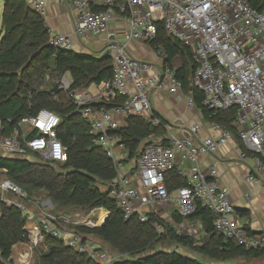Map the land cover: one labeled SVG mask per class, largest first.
<instances>
[{
	"label": "built area",
	"instance_id": "1",
	"mask_svg": "<svg viewBox=\"0 0 264 264\" xmlns=\"http://www.w3.org/2000/svg\"><path fill=\"white\" fill-rule=\"evenodd\" d=\"M61 2L73 7L76 15L73 31L77 37L107 34L110 22L120 18L126 24V43H151L157 38L158 26H162L168 37L186 47L195 65L191 82L202 94L201 103L209 110V119L233 107L236 109L233 126L243 147L239 149L238 158L250 161L245 181L252 185L264 184V11L252 8L249 0ZM27 5L40 18L46 16L47 0H27ZM50 44L63 51L73 50L69 36H50ZM156 49L164 57L162 48ZM104 50L111 59L112 78L102 84V89L109 94L110 102L123 98L121 104L111 108L93 107L88 95L70 91L69 74L61 78L59 89L78 107L81 118L90 125L91 134L96 137L95 144L114 164L117 177L106 184L105 192L121 209L124 220L136 216L145 223L149 214L164 205H170L179 216L186 218L201 206L214 216L215 231L227 240L236 242L245 251L264 250V234L250 232L238 223L229 190L217 177L216 170L211 168L209 173H204L200 168L204 156L216 154L219 148L234 140L232 132L220 124H210L216 137L200 136L202 128L199 124L182 128L183 136H171L168 145L151 137L142 143L133 172L121 174L122 161L128 159V151L117 133L121 125L116 117L124 120L139 117L155 127L161 126V118L153 111L150 95L157 90L178 95L182 81L174 68L165 67L160 73L149 74L152 64L131 57L126 44L110 41ZM187 104L195 106L191 94ZM59 123L55 113L42 109L21 119L10 135L1 134L0 127V155L22 158L36 153L51 163H65L66 149L57 139ZM32 132L35 135L29 138ZM171 172H175L182 185L169 192L165 177ZM8 194L23 200L27 198L7 179L5 170L0 169V202L18 208L26 223L36 222L26 233L29 251L40 246L44 235H48L95 264H112L124 258L122 255L110 256L95 248L91 239L61 228V221L69 223L65 218L36 217L24 205L10 204ZM144 207L150 209L147 215L142 213ZM98 210L92 209L89 214L97 217ZM80 223L96 227L90 219H81ZM155 229L159 231L162 227L155 224ZM30 257V254L24 255L20 263L0 257V264H29Z\"/></svg>",
	"mask_w": 264,
	"mask_h": 264
},
{
	"label": "trees",
	"instance_id": "2",
	"mask_svg": "<svg viewBox=\"0 0 264 264\" xmlns=\"http://www.w3.org/2000/svg\"><path fill=\"white\" fill-rule=\"evenodd\" d=\"M0 2L3 3L0 27L1 134L14 133L21 119L47 109L60 119L57 139L67 153V161L62 164H41L28 159V155L36 153L22 158L0 156V169L5 170L7 179L26 194L25 202L42 191L51 202L63 209L76 207L90 211L97 208L108 212L109 216L101 226H74L73 229L87 239H101L111 250L124 256L112 264H203L175 251H153L157 243L167 238L213 262L264 257V250L245 251L236 242L217 233L213 227L214 216L201 206H197L196 211L186 218L176 212L173 214L177 224L195 219L202 222L209 240L200 245L190 236L178 234L172 226L163 224L153 213L148 215L145 223L136 216L124 220L121 209L105 191L99 189V185L109 184L116 179L114 164L95 144L96 137L91 134L90 125L81 118L78 107L59 89V81L65 74L71 77L70 91L109 81L112 78L110 57L103 55L93 58L56 49L50 44L44 19L30 11L27 0ZM249 4L258 11H264V0H249ZM148 44L154 51L156 47L162 48L165 67L172 68L171 61L175 55L183 57V67L176 70V75L181 79L183 70L186 71L182 78V89L193 96L196 108L208 119L210 112L201 103L202 94L191 82L195 68L191 52L168 37L162 26H158L156 40ZM122 102L123 98L118 97L104 106L111 108ZM235 115L236 109L233 107L209 120L231 131L234 140L243 149L233 126ZM160 120L161 126L155 127L139 117L126 119V127L117 132L128 151L125 161L135 160L139 156L143 142L165 134L166 121ZM34 135L32 132L28 137ZM161 143L168 145V140ZM165 182L169 192L182 185L175 172L167 174ZM25 224L26 218L18 208L0 202L1 258L11 260L13 246L28 242ZM155 224L166 231L164 236L157 233ZM43 241L48 250L40 256L38 264H95L85 255L65 247L56 238L44 235Z\"/></svg>",
	"mask_w": 264,
	"mask_h": 264
},
{
	"label": "crops",
	"instance_id": "3",
	"mask_svg": "<svg viewBox=\"0 0 264 264\" xmlns=\"http://www.w3.org/2000/svg\"><path fill=\"white\" fill-rule=\"evenodd\" d=\"M75 16L73 7L70 4L62 3L61 0H47V12L43 19L50 36L65 35L71 37L72 51L74 53L100 58L106 55L104 49L107 44L110 41H114L119 44H126V51L131 57L152 64L153 68L149 74L160 73L165 68L163 55L154 51L148 43L136 41L125 42L124 33L126 31V24L122 19L114 18L109 24L107 34L99 36L89 35L86 38H80L74 35L73 31ZM183 63V57L178 54L173 57L171 66L177 70L183 67ZM184 74L186 75L185 70L181 74V81ZM102 84H91L86 88H79L75 91L88 95L90 97V105L93 107L108 105L111 99L109 98V94L102 89ZM189 95L190 93L184 89L178 95H172L167 90H157L150 95L154 113L166 121L165 134L158 135L156 137L157 139L168 140L171 137L170 134L177 138L182 137L183 129H187L193 124H199L201 126L202 131L200 136L216 137L215 132L211 129L210 120L205 118L196 106H188L187 98ZM116 120L120 122V129L126 127V120L121 117H116ZM239 149L238 141L232 140L227 145L219 148L216 154L204 156L200 160V168L204 173H209L211 168L216 170L217 177L229 190L230 202L234 207L238 223L253 233L264 234V184L252 185L245 181L248 172L247 169L250 167V161H241L238 158ZM134 167V160L122 161L121 174H131ZM102 211L98 212L97 216L100 214H108ZM174 212L175 209L170 205L158 207L153 211L156 217L165 220L175 230L180 225L195 223L201 239L197 245L206 243L209 240V236L205 233L200 220H184L177 224L173 220ZM26 225L24 230L28 234V230L33 228L36 222H29ZM26 245V243H19L13 246L11 253L13 263L22 262L23 256L30 254ZM23 247L27 248V250H23ZM214 264H264V257H240L226 262H214Z\"/></svg>",
	"mask_w": 264,
	"mask_h": 264
},
{
	"label": "rangeland",
	"instance_id": "4",
	"mask_svg": "<svg viewBox=\"0 0 264 264\" xmlns=\"http://www.w3.org/2000/svg\"><path fill=\"white\" fill-rule=\"evenodd\" d=\"M2 7H3V3L0 2V27H1V11H2ZM209 119V118H208ZM211 123V122H210ZM170 136H172L170 134ZM168 135V137H170ZM157 137V136H155ZM1 156V155H0ZM28 159L36 162V163H46L49 161H46L40 154H30L28 155ZM127 162V161H124ZM51 163V162H49ZM51 164H55V163H51ZM106 188V184H102L99 185V189L104 192ZM7 200L10 204H19L21 206H25L31 213L35 214L36 217H39L40 215L42 216H48V215H52L56 218H65L66 221H69V223L61 221L60 223V227L65 229V230H74V226H83L80 222L81 219H90L92 220L93 224L95 226H100L103 224L104 220L106 218H108L109 213L106 212L103 209H99L98 212H100L101 210H103L102 212H106L108 214L103 215L100 214V217H93L89 214L88 210H82L76 207H70V208H61L59 205L54 204L53 202H51L50 199H48L45 195V193H43L42 191L40 193H37L36 196H34L32 198V200L30 199L28 202L24 201L23 198H17L15 196H12L10 194L7 195ZM48 200H50L51 203H48ZM97 212V214H98ZM142 213L144 215H147L148 213H150V209L144 207L142 208ZM77 216H79L80 218H77ZM104 217V219H103ZM99 218V220H98ZM79 219V220H78ZM102 219V221H100ZM163 224L165 225H170L169 223H167L165 220H162ZM75 222V224L73 225V223ZM25 226H27L25 224ZM171 226V225H170ZM25 228V227H24ZM175 230V229H174ZM178 234L181 235H188L190 236L192 239H194V242L197 244L201 241L200 239V234L198 232V227L196 226V224H184V225H180L177 227V230H175ZM157 233L161 236H164L166 234V231L162 228V230L157 231ZM92 244L94 245L95 248L106 252L108 255L110 256H118L120 255L117 252H114L113 250L110 249V247L108 245H106L105 243L102 242L101 239L97 238V237H92ZM44 242V241H43ZM28 244V242H27ZM41 245L38 246L37 248H33L32 252L30 251V255L31 260L29 264H38L39 258L42 254H44L47 250H48V246L44 243H40ZM39 245V244H38ZM23 250H27V248L23 247ZM167 251V252H177L183 256L186 257H190L193 258L203 264L205 263H210V264H214L213 261L208 260L207 258H205L202 255L197 254L194 251H191L190 249L178 246L176 244H174L173 242L169 241L168 238L165 239L162 243H157L155 245V248L153 251Z\"/></svg>",
	"mask_w": 264,
	"mask_h": 264
},
{
	"label": "water",
	"instance_id": "5",
	"mask_svg": "<svg viewBox=\"0 0 264 264\" xmlns=\"http://www.w3.org/2000/svg\"><path fill=\"white\" fill-rule=\"evenodd\" d=\"M107 54H108V53L106 52V55H107ZM187 135H188V134H186V136H187ZM48 203H51L50 200H48ZM106 219H107V218H106ZM106 219H105V220H106ZM105 220H104V222H105ZM104 222H103V223H104ZM100 226H101V225H100ZM96 227H97V226H96Z\"/></svg>",
	"mask_w": 264,
	"mask_h": 264
},
{
	"label": "bare ground",
	"instance_id": "6",
	"mask_svg": "<svg viewBox=\"0 0 264 264\" xmlns=\"http://www.w3.org/2000/svg\"><path fill=\"white\" fill-rule=\"evenodd\" d=\"M98 217H100V216H98ZM100 221H102V219H101ZM25 255H26V254H25Z\"/></svg>",
	"mask_w": 264,
	"mask_h": 264
}]
</instances>
